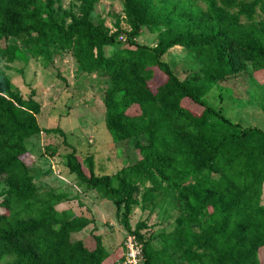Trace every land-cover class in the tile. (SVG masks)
Returning <instances> with one entry per match:
<instances>
[{"label":"trees","instance_id":"16d2710c","mask_svg":"<svg viewBox=\"0 0 264 264\" xmlns=\"http://www.w3.org/2000/svg\"><path fill=\"white\" fill-rule=\"evenodd\" d=\"M54 1L0 0V264H119L124 256L123 245L112 252L94 232L73 240L95 219L58 209L61 194L38 192L26 140L51 130L40 125V103L23 97L1 67L23 54L2 44L10 37L36 55L46 44L68 50L80 70L106 79V126L117 141L135 139L138 160L114 176L96 174L92 158L75 149L67 163L81 184L113 202L142 242L144 264H264V129L242 127L203 99L247 63L264 87V21L255 22L264 0H123L125 47H114L121 27L111 32L94 20L99 0H76L79 13L62 16ZM144 26L158 33L156 45L135 40ZM176 45L200 61L189 78L163 59ZM156 66L167 79L153 90ZM170 191L180 214L156 247L143 236L146 222L133 228L131 214Z\"/></svg>","mask_w":264,"mask_h":264},{"label":"rangeland","instance_id":"374dc122","mask_svg":"<svg viewBox=\"0 0 264 264\" xmlns=\"http://www.w3.org/2000/svg\"><path fill=\"white\" fill-rule=\"evenodd\" d=\"M198 2L205 5L201 0ZM79 4L76 0H55L53 6L56 13L62 16L70 9L79 13ZM93 18L96 22L103 21L111 32H117L121 27L124 32L118 35L119 41L114 47L128 46L127 32L131 27L126 22L123 0H99ZM66 20L69 22L70 18ZM241 21L252 23L246 17H242ZM260 21H264V11L258 8L255 22L259 25ZM135 40L154 46L158 42V33L144 26ZM5 42L17 44L23 54L14 61L2 59L3 71L23 97L40 103V125L51 130L26 140L30 150L27 160L38 192L61 194L63 200L57 204L58 209H71L78 215L95 219L94 223L73 234V240L94 232L103 237L108 250L113 252L122 248L129 232L123 226L116 206L85 183L81 184L70 172L67 163L68 155L75 149L80 159L92 158L96 174L114 176L125 165L138 160L135 139L117 141L106 126V79L80 70L72 53L54 44L42 46L47 52L36 55L19 38L4 39L2 44ZM114 47H106L107 53ZM163 59L170 63L180 79L187 78L200 67L199 59H194L181 45L169 49ZM166 79L167 75L156 66L155 76L150 81L151 88L156 90ZM203 99L217 110L223 108V113L242 127L264 129V87L260 79L253 75L250 63L236 74L212 84ZM147 184L150 186L151 183ZM5 188L6 183L0 182V191ZM157 194L158 198L153 200L155 205L147 202L144 209L134 207L131 223L135 228L138 222H146V227L142 229L144 238L160 247L158 235L175 229L180 208L174 192Z\"/></svg>","mask_w":264,"mask_h":264},{"label":"built area","instance_id":"2783aa9c","mask_svg":"<svg viewBox=\"0 0 264 264\" xmlns=\"http://www.w3.org/2000/svg\"><path fill=\"white\" fill-rule=\"evenodd\" d=\"M123 243L124 256L119 264H144L143 244L137 235L128 233Z\"/></svg>","mask_w":264,"mask_h":264},{"label":"crops","instance_id":"0c3cea01","mask_svg":"<svg viewBox=\"0 0 264 264\" xmlns=\"http://www.w3.org/2000/svg\"><path fill=\"white\" fill-rule=\"evenodd\" d=\"M264 195V194H263ZM104 200H106V199H104ZM107 201V200H106ZM109 201V200H108ZM132 224V223H131Z\"/></svg>","mask_w":264,"mask_h":264}]
</instances>
